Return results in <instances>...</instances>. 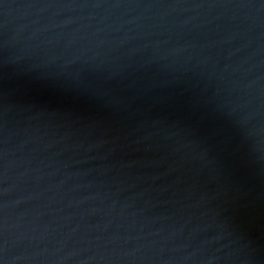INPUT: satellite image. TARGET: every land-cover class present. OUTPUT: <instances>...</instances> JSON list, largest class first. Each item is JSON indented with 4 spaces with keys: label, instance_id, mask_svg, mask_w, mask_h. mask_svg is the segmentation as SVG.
Segmentation results:
<instances>
[{
    "label": "water",
    "instance_id": "water-1",
    "mask_svg": "<svg viewBox=\"0 0 264 264\" xmlns=\"http://www.w3.org/2000/svg\"><path fill=\"white\" fill-rule=\"evenodd\" d=\"M0 264H264V0H0Z\"/></svg>",
    "mask_w": 264,
    "mask_h": 264
}]
</instances>
